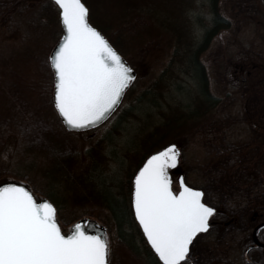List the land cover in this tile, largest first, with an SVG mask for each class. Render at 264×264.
I'll return each mask as SVG.
<instances>
[{
	"label": "trees",
	"instance_id": "1",
	"mask_svg": "<svg viewBox=\"0 0 264 264\" xmlns=\"http://www.w3.org/2000/svg\"><path fill=\"white\" fill-rule=\"evenodd\" d=\"M218 3L219 0H211V21L199 38L190 34L189 24L186 28L182 24L171 25L172 42L162 45L173 46L171 59L142 98L149 96V101H155L157 94L164 96V91L172 84L181 93H189L194 87L197 91L179 101L170 114L165 115L160 126L141 137V150L136 161L138 168L156 147L169 142H184L185 145L194 140L202 147V155L191 163L187 162L183 173L187 182L203 189L204 201L218 210L209 229L200 234L205 243L203 264H234L230 252L232 239L235 236L249 239L255 225L264 221V0H234L229 10L232 16L222 13ZM232 18L237 20L236 23ZM24 21L28 23L25 31L20 26ZM251 23L259 32L256 36L259 41H239L242 26ZM52 24L55 31L61 29L59 11L52 0H0V26L7 25L10 30L15 28L22 43L20 50L10 48L6 54L0 48V91L4 95L3 98L0 95V142H7L13 129L30 151L44 155L51 171L46 170L42 175L53 173L48 184L40 187L31 181L28 173L17 175L28 180L35 192L47 198L54 193L59 171L69 185L74 174L89 167L95 168L103 159V154L92 147L88 152L91 162L79 168L82 162H78L77 156L81 146L72 137L73 132L65 129L45 92L41 103L32 95L43 83L40 75L53 74L47 62V45H42L44 31L53 27ZM224 30L232 37L225 48H219L218 55L224 68H216L217 58L213 62L212 74L222 85L220 94H217L210 87L211 75L201 55ZM155 39L158 43V36ZM236 55L242 59L237 64H245L240 73L246 72L232 73L229 77L227 66ZM160 87L163 91L159 90ZM134 173L129 174L130 190ZM193 175L195 178L191 179ZM95 199L110 213V222L97 216L105 225L111 227L114 224L121 238L124 234L135 237V232L129 228L132 223L137 224L132 205L128 206L126 216L118 214L116 205L104 194L98 193ZM56 208L60 213L58 202ZM94 212L84 211L74 219L93 216ZM137 227L146 242L138 224ZM263 231L264 227L260 239ZM147 248L155 264H162L148 244ZM190 256H195L192 250Z\"/></svg>",
	"mask_w": 264,
	"mask_h": 264
},
{
	"label": "rangeland",
	"instance_id": "2",
	"mask_svg": "<svg viewBox=\"0 0 264 264\" xmlns=\"http://www.w3.org/2000/svg\"><path fill=\"white\" fill-rule=\"evenodd\" d=\"M83 2L89 8V22L108 36L116 49L135 69L137 77L125 93L121 105L110 118L90 130L73 132L72 137L81 146L77 156L78 162H82L78 165L79 168L86 166V162H91V154L88 152L92 147L103 154V159L95 168L89 167L74 174L72 180L68 182L69 185L66 184L68 180L62 177L60 171L56 175L55 190L49 199L55 206L57 202L60 206V213L57 212V215L64 232L69 231L74 222L78 220L74 219L76 215L84 211H95L92 217L103 223L104 221L97 216L107 221L110 220V213L107 209L96 202L95 196L98 193L104 194L112 204L116 205L118 214L124 213L128 216L126 213L129 211L128 206L131 205L132 192V188L130 190L128 185L129 174L137 169L136 158L141 150L139 147L141 137L160 126L165 115L170 114L171 109L175 108L179 101H184L197 91L194 87V90H189V93H181L176 89V85L172 84L171 88L164 91L166 93L164 96L160 97L157 94L155 101H149V96L142 98L144 91L158 79L171 59L173 46L167 48L162 45L172 42L170 41L171 34H173L170 29L171 25L182 24L181 26L186 28L189 24L190 34L199 38L205 27L210 24L212 17L211 0H83ZM233 2L234 0H219L221 12L232 16L229 10ZM232 21L236 23L237 20L232 18ZM252 25L251 23L242 26L239 41L244 40L246 43L252 40L259 41L256 37L259 32H256ZM20 26L24 27L23 31H25L28 23L24 21ZM14 29H8L7 25L0 26V48L3 54L8 53L10 48L20 50L22 47L21 40L19 41L20 36L18 35L17 38ZM53 30L55 31L54 26L46 29L42 37V45H47L49 54L62 34V28L59 31L56 30L57 32ZM156 36L159 39L158 43H156ZM231 37L228 31H221L201 55V60L211 75L210 87L217 94H220L222 85L218 77L215 79L212 74L213 62L217 58L216 68H224L218 52L220 46L225 48ZM149 42L150 44L147 45ZM239 60L242 59L236 55L234 60L228 64L229 77L232 73L245 74L246 71L240 73V69L245 64H237L240 63ZM45 74L40 75V81L42 80L43 83L40 88L32 92V95L41 103L43 102L42 94L45 92L53 104V74L52 76ZM36 76L39 78V75ZM159 90L163 91V88L160 87ZM0 95L3 98L1 91ZM51 103L50 109L52 108ZM11 133L7 142H0V181L4 179L21 180L32 188L28 180L17 175L28 173L31 181H35L37 186L43 187L48 184L47 181L51 179L53 173L50 172L49 176L42 175V172L45 173L46 170L51 171V166L46 163L44 155L30 151L24 145L18 132L12 129ZM179 145L181 149L180 168L183 171L187 162L191 163L202 155V147L194 140L188 144L184 145L183 142ZM159 148L156 147L155 150ZM194 178L193 175L191 179ZM188 183L193 185L191 182ZM173 188L174 190L179 189L177 183L173 185ZM35 193L44 196L41 193ZM128 195H130V204ZM79 199L85 204H78ZM106 226L110 246L109 264H155L147 243L141 238L137 224L132 223L129 227L130 231L135 232V237L124 234V238L119 236L114 224L111 227Z\"/></svg>",
	"mask_w": 264,
	"mask_h": 264
},
{
	"label": "snow or ice",
	"instance_id": "3",
	"mask_svg": "<svg viewBox=\"0 0 264 264\" xmlns=\"http://www.w3.org/2000/svg\"><path fill=\"white\" fill-rule=\"evenodd\" d=\"M63 35L47 56L53 73L54 105L70 128L102 120L119 103L134 79L133 70L109 40L88 20L83 0H54ZM180 152L169 144L150 155L134 177V213L147 242L162 264H188L193 238L209 228L216 211L202 190L178 179L169 168ZM78 222L65 234L56 209L40 202L21 183L0 182V264H109L106 236Z\"/></svg>",
	"mask_w": 264,
	"mask_h": 264
},
{
	"label": "water",
	"instance_id": "4",
	"mask_svg": "<svg viewBox=\"0 0 264 264\" xmlns=\"http://www.w3.org/2000/svg\"><path fill=\"white\" fill-rule=\"evenodd\" d=\"M53 2H54V0H52ZM86 5V4H85ZM89 9V8H88ZM88 15H89V13H88ZM93 25V24H92ZM62 26V25H61ZM94 26V25H93ZM96 27V26H95ZM97 28V27H96ZM98 29V28H97ZM99 30V29H98ZM99 31H101V30H99ZM101 33L104 35V33L101 31ZM62 35H63V29H62V34H61V36L59 37V39L62 37ZM105 36V35H104ZM106 37V36H105ZM107 38V37H106ZM59 39L57 40V42L55 43V45L53 46V48L57 45V43H58V41H59ZM108 39V38H107ZM110 42V41H109ZM113 46V45H112ZM114 47V46H113ZM52 48V49H53ZM119 53V52H118ZM120 54V53H119ZM121 55V54H120ZM122 56V55H121ZM122 58L127 62V64L131 67V65L128 63V61L122 56ZM132 68V67H131ZM132 70H133V75H134V79H135V77H136V72H135V70L132 68ZM134 79L131 81V83L134 81ZM131 83L128 85V87L131 85ZM127 87V88H128ZM126 88V89H127ZM126 89L124 90V92H123V95H122V97L120 98V100H119V103L114 107V109H112L110 112H109V114H107L102 120H100L98 123H96V124H94V125H91V126H88V127H86V128H82V129H73V128H70V127H68L63 121H62V119L60 118V120L62 121V123H63V125L65 126V128L67 129V130H69V131H81V130H87V129H90V128H93V127H95V126H97V125H99L100 123H102V122H104L106 119H108L112 114H113V112L118 108V106L120 105V103H121V101H122V99H123V96H124V93H125V91H126ZM53 90H54V85H53ZM52 100H53V104H54V95H53V93H52ZM54 107H55V105H54ZM57 111V110H56ZM58 113V112H57ZM59 115V114H58ZM169 144H176L177 145V148L179 149V152H180V155H179V158H178V164H177V166L175 167V168H169V174H170V176L172 177V180H173V183H172V188H173V185H174V183H177L178 184V186H179V183H178V179L180 178V177H182L183 179H184V174L182 173V171H181V149H180V147H179V144L178 143H176V142H171V143H168L167 145H165V146H163L162 148H160V149H158V150H156V151H159V150H161V149H163L164 147H166V146H168ZM156 151H154V152H156ZM154 152H152L150 155H152ZM150 155H148L147 157H146V159L144 160V162L140 165V167H142L143 166V164L146 162V160H147V158L150 156ZM140 167L137 169V171L135 172V174H134V176H133V180H132V207H133V212H134V206H133V199H134V186H135V182H134V177H135V175L137 174V172L139 171V169H140ZM0 182H16V183H21V184H23V185H25L26 187H28L31 191H32V193H33V195H34V197L37 199V201L38 202H40V201H42V200H44V199H47L49 202H51L47 197H44V196H39V195H37L33 190H32V188L26 183V182H23V181H20V180H15V179H7V180H1ZM184 182H185V184H187L188 186H190V187H193V188H197V187H194V186H191V185H189L188 183H186V181H185V179H184ZM197 189H200V190H202L201 188H197ZM173 190H174V188H173ZM174 191H176V190H174ZM179 191V189L177 190V192ZM203 191V190H202ZM204 193V192H203ZM203 199V198H202ZM204 201V200H203ZM52 203V202H51ZM206 203V202H205ZM53 204V203H52ZM54 205V204H53ZM211 206V205H210ZM55 207V206H54ZM211 207H213V206H211ZM214 209H216L215 207H213ZM56 209V208H55ZM216 212V211H215ZM214 212V213H215ZM213 213V214H214ZM134 216H135V213H134ZM56 218H57V222L59 223V225L61 226V223H60V220L58 219V217H57V214H56ZM210 218H211V216L209 217V226H210ZM137 220V219H136ZM78 222H87V225H86V230L87 231H89V232H92V233H97V232H99V233H101L102 235H104V236H106V238H107V228H106V226L103 224V223H101V222H99L98 220H96L95 218H92V217H82V218H80V219H78L76 222H74V224H76V223H78ZM137 222H138V224H139V221L137 220ZM73 224V225H74ZM73 225L71 226V228L69 229V231L70 230H72V228H73ZM262 226H264V221H262V222H260L258 225H256V227L254 228V230H253V236H254V240H255V242L256 243H258V244H263V243H261L259 240H258V238H257V231H258V229L259 228H261ZM141 227V226H140ZM61 230H62V227H61ZM141 230H142V232H143V229H142V227H141ZM69 231H67V232H64L65 234H67ZM202 232H204V231H202ZM145 236V235H144ZM145 238H146V236H145ZM146 240H147V238H146ZM148 243V242H147ZM149 244V243H148ZM149 246L151 247V245L149 244ZM190 247V246H189ZM153 251H154V249H152ZM158 257V256H157Z\"/></svg>",
	"mask_w": 264,
	"mask_h": 264
},
{
	"label": "flooded vegetation",
	"instance_id": "5",
	"mask_svg": "<svg viewBox=\"0 0 264 264\" xmlns=\"http://www.w3.org/2000/svg\"><path fill=\"white\" fill-rule=\"evenodd\" d=\"M264 226L258 229L257 238L263 244H258L254 240L253 230L251 231L249 239H243L241 236H235L230 245V252L234 264H264V231L262 232V239H260V231ZM204 239L200 234H197L189 248L195 253V256H188V264H203ZM213 264H221L215 262Z\"/></svg>",
	"mask_w": 264,
	"mask_h": 264
}]
</instances>
